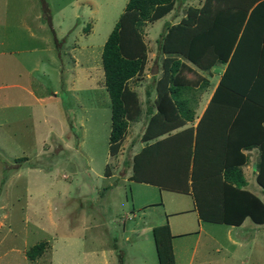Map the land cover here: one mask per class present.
<instances>
[{"label": "rangeland", "instance_id": "374dc122", "mask_svg": "<svg viewBox=\"0 0 264 264\" xmlns=\"http://www.w3.org/2000/svg\"><path fill=\"white\" fill-rule=\"evenodd\" d=\"M201 1L175 0L165 17L139 26L146 61L125 84L140 110L127 120L118 149L110 154L109 96L100 52L126 0H0V264H157L150 230L141 226L159 224L165 210L192 207V198L122 176L129 178L131 155L145 142L140 138L147 119L144 90L150 87L152 100L151 86L165 54L158 45L160 34L188 5L198 8ZM43 4L51 20L46 16L42 34L28 32L22 23H30ZM186 63L190 68L182 72L194 85L191 106L199 115L223 65L202 70ZM201 77L208 83L201 86ZM29 79L40 97L28 93ZM53 89L57 97L45 95ZM134 109L130 105L129 111ZM194 124L193 117L147 141ZM179 140L171 137L165 144L180 145ZM208 142L213 153L214 137ZM243 151L248 158L241 169L248 171L247 188L253 190L257 151ZM171 155L161 156V164L169 168L180 160L174 151ZM142 199L159 203L140 208ZM195 213L167 216L174 231L198 229L173 240L177 262L188 257L191 245L188 264H264V223L256 229L247 216L242 226L199 221Z\"/></svg>", "mask_w": 264, "mask_h": 264}, {"label": "trees", "instance_id": "16d2710c", "mask_svg": "<svg viewBox=\"0 0 264 264\" xmlns=\"http://www.w3.org/2000/svg\"><path fill=\"white\" fill-rule=\"evenodd\" d=\"M172 2L126 0L102 43L100 62L109 96L110 154L117 151L127 120L134 119L140 110L137 96L125 84L146 61L139 26L165 14ZM46 16L49 14L43 4L41 18L45 21ZM165 28L158 39L160 51L165 53L163 69L151 86L152 100L150 87L144 90L148 95L144 116H148L140 138L145 142L131 155L129 179L189 192L201 220L238 225L247 216L255 223H264V201L244 187L241 169L248 158L243 150L255 147L254 179L264 191V0H203L198 8L187 6L184 16ZM186 61L202 70L216 63L223 67L192 129L147 141L193 119L194 85L182 72L190 68ZM201 78V86L208 83L206 77ZM130 105L135 106L132 112ZM212 136L217 161L200 165L201 152L206 149L200 143ZM171 137L181 139L180 145L174 141L172 146L165 144ZM206 147L210 148L209 144ZM172 151L180 160L171 161L168 168L161 161L165 156L173 158ZM160 171L167 178H161ZM151 235L156 263L175 264L167 221L153 225ZM112 247L119 252L114 240Z\"/></svg>", "mask_w": 264, "mask_h": 264}, {"label": "crops", "instance_id": "0c3cea01", "mask_svg": "<svg viewBox=\"0 0 264 264\" xmlns=\"http://www.w3.org/2000/svg\"><path fill=\"white\" fill-rule=\"evenodd\" d=\"M88 3H90V0H86ZM175 1V0H174ZM201 2H203V1H201ZM202 4V3H201ZM200 4V5H201ZM189 6V5H188ZM40 9V10H39ZM39 9H36V11L34 12V16H33V18H32V21L30 22V23H28L26 20L22 23V22H20V23H22L23 24V28L25 29V30H27L28 32H31L32 30L34 31V32H38V33H43L44 31H45V21L44 20H41V9H42V6H40V8ZM168 12H166L165 14H163L162 16H160L161 18L162 17H165L166 16V14H167ZM182 16H184V14L183 15H181L180 17H179V19L182 17ZM158 19H160V18H158ZM51 20V16L49 15V21ZM177 21H179V20H177ZM176 21V22H177ZM51 24H52V22H51ZM53 28V27H52ZM52 30H54V29H52ZM55 32H58V31H55L54 30V35H55ZM32 34V33H31ZM54 38H55V36H53ZM217 64V63H216ZM216 64L215 65H213V66H211V67H209L207 70H211L212 68H214L215 66H216ZM218 65V64H217ZM26 82H27V89H28V93H30V94H32L33 96H39V94H35V92H34V90H32L31 89V79H29V80H26ZM217 82V81H216ZM216 82H215V84H216ZM214 84V85H215ZM214 85H213V87H214ZM213 87H212V89H210V94H211V92H212V90H213ZM57 93V92H56ZM56 93H55V91H54V89L53 90H51V92H50V94H45L46 96L47 95H50L51 97H57L56 96ZM52 95H54V96H52ZM40 97V96H39ZM45 97V96H44ZM153 98V97H152ZM208 100V99H207ZM207 100H206V102H207ZM196 104V103H195ZM205 105H206V103L204 104V106H203V108L205 107ZM203 110V109H202ZM202 110H201V112H202ZM154 112V107L153 106H151V112L150 113H153ZM201 112L199 113V115L201 114ZM199 115L197 114V108H195L194 109V113H193V117H194V121H195V123H196V121H197V119H198V117H199ZM71 116H72V114H71ZM148 116V115H147ZM73 117V119L71 118V120L73 121V120H75V122H76V115L75 116H72ZM181 126V125H180ZM178 127V126H177ZM215 131L216 130H213V132L215 133ZM173 132H175V131H173ZM171 134V133H170ZM216 134V133H215ZM204 144L203 143H200L201 145V147L202 148H206V149H203V151L204 152H201V156H200V160H199V164L200 165H204V166H207V165H209L210 163H211V160L214 158V152L216 151V150H213V153H210V149L209 148H207L206 147V145L207 144H209V140H207V139H205V137H204ZM217 145V144H216ZM254 148V147H253ZM252 149V148H251ZM250 149V150H251ZM253 167H255V164H254V166ZM242 170H244V168L242 167ZM254 170V169H253ZM164 171V170H163ZM256 170H254V172H255ZM243 172V171H242ZM105 175H112V173H109V174H105ZM243 175H244V177H245V180H246V184H245V188H247V186H248V180L246 179V177H247V175H248V171L245 169V172H243ZM248 176H250V175H248ZM255 177V173H254V175L252 176V178H254ZM122 178H126V179H128L129 181H131V179H129L127 176H122ZM136 181V180H135ZM137 182H143V183H149V182H145V181H137ZM116 183V182H115ZM150 184V183H149ZM154 185V184H153ZM251 186H254V188H253V190H251V189H248V190H250L252 193H254L256 196H258L261 200H263L264 201V194H263V196L262 197H260L259 196V194H258V192L260 191L259 190V188L261 189V187H260V185L258 184V185H253V184H251ZM159 189H164V188H161V187H158ZM169 190V189H168ZM259 190V191H258ZM262 190V189H261ZM171 191H174V190H171ZM174 192H179V193H185V194H188V195H190L191 196V194L189 193V192H180V191H174ZM191 198H192V196H191ZM192 201H193V199H192ZM156 203H159V202H155V201H152L151 202V200H145V199H142V201H140V202H138V207H140V208H145V207H147V206H150V205H153V204H156ZM194 206L192 205V207H190V208H183L182 210H177L178 208H176V210H171V212H169V211H164V213H163V215L161 216V220H159V222L158 223H162V222H164V221H167V223H168V225H169V230H170V233L172 234V237H171V245H172V251H173V240L176 238V237H178V236H185L186 234H191V233H194V232H196L198 229H196V230H193V229H189V228H182L181 230H172V223H171V220L170 219H167V216L169 217V215H171L173 212L175 213V212H179V211H183L184 210V212H188V211H195L196 213H197V211H196V209L195 208H193ZM132 209H133V207H132ZM131 211V214H134L133 212H132V210H130ZM169 212V213H168ZM195 213V214H196ZM245 218V217H244ZM244 218L242 219V221L240 222V224H238V226H242L243 225V223L245 222V220H244ZM249 218V217H248ZM250 219V218H249ZM198 220L200 221V219L198 218ZM243 220H244V222H243ZM252 222V221H251ZM253 224H254V228H256V229H258V227L260 226V225H262V224H259V223H255V222H253ZM229 225H234V224H229ZM152 226L153 225H142L141 226V229H143V228H149V230H150V233H151V228H152ZM198 232V231H197ZM196 232V233H197ZM142 234V233H141ZM151 237H152V235H151ZM179 245V244H178ZM190 250H189V255H188V257H186V258H184L183 260H181L182 262H177L176 261V259H175V257H174V259H175V264H188V262L189 261H191V257H192V253L194 252V246H191L190 245V247L189 246H187ZM174 254V253H173Z\"/></svg>", "mask_w": 264, "mask_h": 264}]
</instances>
